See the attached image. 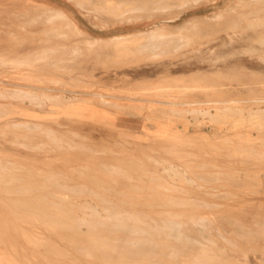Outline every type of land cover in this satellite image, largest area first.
Here are the masks:
<instances>
[{
  "label": "rangeland",
  "instance_id": "obj_1",
  "mask_svg": "<svg viewBox=\"0 0 264 264\" xmlns=\"http://www.w3.org/2000/svg\"><path fill=\"white\" fill-rule=\"evenodd\" d=\"M158 1L0 0V264H264V0Z\"/></svg>",
  "mask_w": 264,
  "mask_h": 264
},
{
  "label": "bare ground",
  "instance_id": "obj_2",
  "mask_svg": "<svg viewBox=\"0 0 264 264\" xmlns=\"http://www.w3.org/2000/svg\"><path fill=\"white\" fill-rule=\"evenodd\" d=\"M77 1H78V0H77ZM135 1H136V0H135ZM141 1H142V0H141ZM143 1H145V0H143ZM163 1H164V0H163ZM182 1H183V0H182ZM159 2H160V1H158V3H159ZM166 2L168 3L169 1L166 0ZM166 2H163V3H166ZM102 3H103V2H102ZM151 3H152V2H151ZM153 3L155 4L156 2L153 1ZM160 3H162V0H161ZM84 4H85V3H84ZM126 4H127V3H126ZM126 4H125V6H126ZM169 4H170V3H169ZM186 4H187V3H186ZM142 5H143V8H144V3H143ZM147 5H148V4H147ZM147 5L145 4V7H147ZM158 5H159V4H158ZM162 5H163V4H162ZM165 5H166V4H165ZM180 5H181V4H180ZM244 5H245V4H244ZM140 6H141V5H140ZM112 7H113V6H112ZM138 7H139V6H138ZM138 7H137V9H138ZM166 7H167V6H166ZM244 7H245V6H244ZM86 8H87V7H86ZM134 8H135V7H134ZM139 8H140V7H139ZM158 8H159V7H158ZM96 9H97V7H96ZM114 9H115V8H114ZM132 9H133V7H132ZM147 9H149V7H148ZM155 9H156V8H155ZM155 9H153V10H155ZM163 9H164V8H163ZM166 9H167V8H166ZM97 10H98V9H97ZM117 10H118V9H117ZM122 10H123V9H122ZM133 10H134V9H133ZM133 10H132V11H133ZM139 10H140V9H139ZM32 11H33V10H32ZM106 11H107V10H106ZM106 11H105V12H106ZM113 11H114V10H113ZM113 11H112V12H113ZM124 11H125V10H124ZM136 11H137V10H135L134 12H136ZM140 11H141V10H140ZM145 11H146V10H145ZM160 11H161V10H160ZM163 11H164V10H163ZM97 12H98V11H97ZM105 12H104V13H105ZM121 12H122V11H121ZM129 12H130V10H129ZM138 12H139V11H138ZM149 12H150V11H149ZM151 12H152V11H151ZM55 13H56L57 16H59V17H64V18H66L67 20H70L76 29L81 30V28H80L78 25L75 24L74 20H73V19L71 18V16L69 15L70 13L68 14V13H67L66 11H64L63 9H61V10L57 9ZM126 13H127V11L125 12V14H126ZM132 13H133V12H132ZM142 13H143V12H142ZM139 14H141V13H139ZM23 15H24V14H23ZM71 15H72V14H71ZM112 15H114V14H112ZM119 15H120V13H119ZM121 15H122V13H121ZM121 15H120V16H121ZM123 15H124V14H123ZM123 15H122V16H123ZM134 15H135V14H134ZM220 15H221V14H220ZM220 15H219V16H220ZM21 16H22V15H21ZM25 16H26V15H25ZM57 16H56V17H57ZM217 16H218V15H217ZM219 16H218V17H219ZM72 17H73V16H72ZM135 17H136V16H135ZM218 17H217V18H218ZM52 18H54V17H52ZM133 18H134V17H133ZM205 19H206V18H205ZM207 19H208V18H207ZM28 23H29V22H28ZM35 23H36V22H35ZM196 23H197L196 21H195V22L191 21V22L188 23L187 26H182V28L179 27L178 30H179V32L181 33V32H183L184 30L192 29L194 26H196V25H195ZM199 23H200V22H199ZM207 23H208V22H207ZM209 23H210V22H209ZM21 24H22V23H21ZM29 24H30V23H29ZM59 24H60V23H59ZM213 24H214V23H213ZM79 25H80V24H79ZM198 25H199V24H198ZM71 26H72V25H71ZM50 27H51V26H50ZM52 27H53V26H52ZM74 27H73V28H74ZM63 28H64V27H63ZM66 28H67V27H66ZM177 28H178V27H177ZM207 28H208V27H207ZM51 29H52V28H51ZM197 29H198V28H197ZM68 30H69V29H68ZM74 30H75V29H74ZM166 30H167V27H166L165 25L157 26L155 29H153V30L151 29V34H149V35L152 36V37L150 36L151 38H153L154 36H156V38H159V36H161L162 34H164V33L166 32ZM192 30H193V29H192ZM201 30H202V29H201ZM81 31H82V30H81ZM198 31H199V29H198ZM27 32H28V31H27ZM50 32H51V30H50ZM74 32H75V31H74ZM149 32H150V31H149ZM184 32H185V31H184ZM10 33H12V32H10ZM46 33H47V32H46ZM53 33H54V32H53ZM63 33H64V32H63ZM69 33H70V32H69ZM138 33H139V32H138ZM168 33H170V32H168ZM175 33H176V32H175ZM49 34H50V33H49ZM58 34H59V33H58ZM61 34H62V33H61ZM66 34H67V33H66ZM141 34H143V33H141ZM145 34L147 35V32L144 33V35H145ZM182 34H183V33H182ZM126 35H128V34H125V35L122 34V35H119V36L116 35V36H114V38H112V39H113V41H114V40H116V41L118 40V41H119L120 39L125 38ZM130 35H131V34H129V36H130ZM132 35H133V34H132ZM132 35H131V36H132ZM136 35H137V34H136ZM138 35H139V34H138ZM158 35H159V36H158ZM164 35L166 36V34H164ZM164 35H162V36H164ZM172 35H173V34H172ZM192 35H193V34H192ZM53 36H54V35H53ZM66 36H67V35H66ZM71 36H72V35H71ZM71 36H70V37H71ZM147 36H148V35H147ZM195 36H196V35H195ZM204 36H205V35H204ZM63 37H64V36H63ZM127 37H128V36H127ZM127 37H126V38H127ZM171 37H172V36H171ZM185 37H186V36H185ZM189 37H190V36H189ZM189 37H187V38H189ZM145 38H146V37H145ZM164 38H166V37H164ZM164 38H163V39H164ZM192 38H194V37H192ZM159 39H160V38H159ZM63 40H65V39H63ZM96 40H97V39H96ZM147 40H148V39H147ZM151 40H152V39H151ZM91 41L93 42V39H92ZM105 41H106V40H105ZM149 41H150V40H149ZM186 41H187V40H186ZM50 42H51V41H50ZM61 42H62V41H61ZM92 42H91V43H92ZM150 42H151V41H150ZM161 42H162V41H161ZM165 42H166V41H165ZM53 43H54V42H53ZM93 43H94V42H93ZM93 43H92V44H93ZM171 43H172V42H171ZM64 44H65V43H64ZM172 44H173V43H172ZM55 45L58 46V45H60V44L57 45V43H56ZM62 45H63V44H62ZM47 46H50V45H47ZM51 46H53V45H51ZM51 46H50L49 51H48L47 48H46L44 52H47V51H48V52H51V51H52V50H51V48H52ZM64 46H65V45H64ZM68 46H69V45H68ZM58 47H59V46H58ZM60 47H61V46H60ZM60 47H59V48H60ZM59 48H58V49H59ZM67 48H68V47H67ZM67 48H65V49H67ZM70 48H71V47H70ZM74 48H75V47H74ZM74 48H73V49H74ZM169 48H170V47H169ZM169 48H168V49H169ZM52 49H54V50L56 49V51H57V48H54V47H53ZM63 49H64V47H63ZM63 49H62V51H64ZM68 49H69V48H68ZM73 49H72V50H73ZM42 50H43V49H42ZM46 50H47V51H46ZM172 50H173V49H172ZM38 51H39V50H38ZM56 51H55V52H56ZM65 51H67V50H65ZM77 51H78V50H77ZM77 51H76V52H77ZM48 52H47V54H48ZM52 52H53V51H52ZM60 52H61V51H60ZM69 52H70V51H69ZM72 52H73V51H72ZM53 53H54V52H53ZM56 53H57V52H56ZM56 53H55V54H56ZM66 53H67V52H66ZM145 53H146V52H145ZM74 54H75V53H74ZM167 54H168V53H167ZM42 55H43V54H42ZM44 55H45V57H46V54H44ZM44 55H43V56H44ZM48 55H49V54H48ZM63 55H64V54H63ZM65 55H66V54H65ZM69 55H70V54H69ZM72 55H73V53H72ZM75 55H76V54H75ZM147 55H148V54H147ZM149 55H150V54H149ZM6 56H7V55H6ZM37 56H38V55H37ZM43 56H41L40 58L42 59ZM49 56H51V58H52V55H51V54H50ZM49 56H48V57H49ZM54 56H56V55H54ZM77 56H78V55H77ZM77 56H76V57H77ZM152 56H153V55H152ZM48 57H47V58H48ZM59 57L62 58V55H60ZM154 57H155V56H154ZM156 57H157V56H156ZM31 58L33 59V57H31ZM31 58H30V59H31ZM40 58H38V59H40ZM51 58H50V59H51ZM67 58H68V57H67ZM0 59H1V58H0ZM32 59H31V61H32ZM43 59H44V58H43ZM43 59H42V60H43ZM42 60H41V61H42ZM44 60H45V59H44ZM46 60H47V59H46ZM51 60H53V59H51ZM55 60H56V59H55ZM63 60H64V59H63ZM37 61H38V60H37ZM59 61H60V58H59ZM77 61H78V60H77ZM33 62H34V61H33ZM54 62H55V61H54ZM56 62H57V61H56ZM56 62H55V63H56ZM61 62H62V60H61ZM5 63H6V62H5ZM47 63H48V62H47ZM66 63H67V62H66ZM39 64H40V62H39ZM43 64H44V63H43ZM45 64H46V63H45ZM57 64H58V63H57ZM57 64H56V66H57ZM63 64H64V62H63ZM70 64H71V63H70ZM70 64H69V65H70ZM76 64H77V63H76ZM16 65H17V64H16ZM41 65H42V64H41ZM46 65H47V64H46ZM65 65H68V64H65ZM71 65H72V64H71ZM6 66H7V65H6ZM20 66H21V65H20ZM22 66H23V65H22ZM44 66H45V65H44ZM72 66H73V65H72ZM74 66H75V65H74ZM40 67H41V66H40ZM51 67H52V66H51ZM63 67H64V66H63ZM66 67H67V66H66ZM78 67H79V66H78ZM15 68H16V67H15ZM44 68L46 69L47 67H44ZM59 68H60V67H59ZM64 68H65V67H64ZM69 68H70V67H69ZM74 69H76V67H75V68L73 67V70H74ZM46 70H47V69H46ZM56 70H58V68H57ZM62 70H63V69H62ZM64 70H66V69H64ZM68 70H69V69H68ZM71 70H72V69H71ZM60 71H61V69H60ZM74 72H75V70H74ZM38 76H39V75H38ZM40 76H41V75H40ZM209 77H210V76H209ZM31 78H32V77H31ZM37 80H38V79H37ZM158 80H159V79H158ZM1 81H2V80H1ZM156 81H157V80H156ZM166 81H167V80H166ZM201 81H202V79H201ZM159 86H160V85H159ZM161 87H162V86H161ZM8 88H9V87H8ZM3 89H4V88H3ZM148 89H149V88H148ZM153 89H154V88H153ZM24 90H26V89H24ZM162 90H163V89H162ZM8 91H9V90H8ZM16 91H17V90H16ZM19 91H20V90H19ZM21 92H23V91H21ZM27 92H29V91H27ZM30 92H31V91H30ZM24 93H25V92H24ZM28 94H29V93H28ZM30 94H31V93H30ZM32 94H34V92H33ZM37 94H38V93H37ZM37 94H36V96H37ZM9 95H10V94H9ZM17 95H18V94H17ZM23 95H26V94H23ZM4 96H5V95H4ZM51 96H52V95H51ZM0 97H1V96H0ZM2 97H3V96H2ZM8 97H9V96H8ZM13 97H14V96H13ZM30 97H31V96H30ZM32 97H33V96H32ZM37 97H38V96H37ZM37 97H36V98H37ZM177 97H178V96H177ZM11 98H12V97H11ZM19 98H20V96H19ZM23 98H24V97H23ZM174 98H175V97H174ZM39 99H40V98H39ZM136 99H137V98H136ZM42 100H43V99H42ZM151 102H152V101H151ZM172 102H173V101H172ZM174 102H175V99H174ZM210 102H211V101H210ZM218 102H219V101H218ZM103 103H104V102H103ZM107 103H108V102H107ZM167 103H168V102H167ZM179 103H180V102H179ZM196 103H197V102H196ZM34 104H35V103H34ZM116 104H117V103H116ZM163 105H164V104H163ZM143 106H144V105H143ZM137 107H138V106H137ZM141 107H142V106H141ZM152 107H153V106H152ZM129 108H130V107H129ZM232 108H233V107H232ZM242 108H243V107H242ZM144 109H145V107H144ZM155 109H156V108H155ZM183 109H184V108H183ZM229 109H231V106H229V105L224 106V107H221V108H219V107L217 108V110H223V111H226V110H229ZM234 109H235V108L231 109V111H233ZM247 109H248V108H247ZM251 109H252V108H251ZM116 110H117V109H116ZM124 110H125V109H124ZM140 110H141V109H140ZM169 110H170V109H169ZM181 110H182V109H181ZM192 110H193V109H192ZM235 110H236V109H235ZM248 110H249V109H248ZM154 111H155V110H154ZM164 111H165V110H164ZM179 111H180V110H179ZM186 111H187V109H186ZM189 111H190V110H189ZM196 111H197V110H196ZM196 111H195V112H196ZM204 111H205V110H204ZM207 111H208V110H207ZM236 111L240 113L241 110H240V111L236 110ZM126 112H127V111H126ZM173 112H175V111H173ZM173 112H172V113H173ZM197 112H198V111H197ZM1 113H2V112H1ZM204 113H205V112H204ZM206 113H209V112H206ZM250 113H252V114L258 116V117H255V118H259L260 120H261L262 117L264 116V115H261V114H263V113H262V110H259V111H251ZM162 114H166V113H162ZM181 114H182V112H181ZM209 114L212 116V112L209 113ZM209 114H208V115H209ZM236 114H238V113H235L234 115H236ZM166 115H169V114H166ZM171 115H172V114H171ZM179 115H180V114H179ZM213 115L215 116V114H213ZM221 115H222V114H221ZM225 115H226V113H225ZM227 115H228V114H227ZM227 115H226V116H227ZM232 115H233V114H232ZM234 115H233V116H234ZM247 115L249 116V114H247ZM164 116H165V115H164ZM174 116H175V115H174ZM228 116H229V115H228ZM80 117H81V119H82L83 121L86 120V119L83 117L82 114H80ZM176 117H177V116H176ZM180 117H181V116H180ZM184 117H185V116H184ZM218 117H219V116H218ZM218 117H217V118H218ZM222 117H223V116H222ZM224 118H225V117H224ZM227 118H228V117H227ZM227 118H226V119H227ZM231 118H232V117H231ZM238 118H239V117H238ZM248 118H249V117H248ZM106 119H107V118H105V120H106ZM177 119H178V118H177ZM181 119H182V118H181ZM211 119H212V118H211ZM220 119H221V118H220ZM170 120H171V119H170ZM217 120H218V119H217ZM217 120H216V121H217ZM242 120H243V118H242ZM242 120H241V121H242ZM218 121H219V120H218ZM235 121H236V120H235ZM247 121H248V120H247ZM250 121H251V120H250ZM262 121H263V120H262ZM109 122H110V121H109ZM187 122H188V121H187ZM226 122H227V121H226ZM245 122H246V121H245ZM110 123H111V122H110ZM185 123H186V122H185ZM199 123H201V122H199ZM228 123H229V122H228ZM246 123H247V122H246ZM242 124H243V123H242ZM251 125H252V123H251ZM22 126H23V125H22ZM15 127H16V126H15ZM21 128H22V127H21ZM24 128H25V126H24ZM29 128H30V127H29ZM252 128H253V127H252ZM40 130H41V129H40ZM221 131H222V130H221ZM260 132H261V131H260ZM180 135H181V133H180ZM185 135H186V134H185ZM50 136H51V135H50ZM59 136H60V135H59ZM177 137H179V135H178ZM58 138H59V137H58ZM155 138H156V137H155ZM179 138H180V137H179ZM55 139H56V137H55ZM59 140H60V139H59ZM178 140H179V139H178ZM19 141H20V140H19ZM62 141H63V140H62ZM20 142H21V141H20ZM199 142H200V141H199ZM181 143H182V142H181ZM234 143H235V142H234ZM237 144H238V143H237ZM38 145H39V144H38ZM40 146H41V145H40ZM34 147H35V146H34ZM43 147H44V146H43ZM50 148H51V147H50ZM246 151H247V150H246ZM250 151H251V150H250ZM202 152H203V151H202ZM255 152H256V151H255ZM247 153H248V152H247ZM241 155H242V154H241ZM149 157H150V156H149ZM257 159H258V158H257ZM1 162H2V161H1ZM2 163H3V162H2ZM0 164H1V163H0ZM4 164H5V162H4ZM7 164H8V163H7ZM159 164H160V163H159ZM8 165H9V164H8ZM10 165H11V164H10ZM14 165H15V163H14ZM15 166H16V165H15ZM102 166H104V165H102ZM163 166H164V165H163ZM177 166H178V165H177ZM3 167H4V166H3ZM5 167H6V166H5ZM16 167H17V166H16ZM86 167H87V166H86ZM6 168H7V167H6ZM29 168H30V167H29ZM116 168H117V167H116ZM164 168H165V167H164ZM164 168H163V169H164ZM166 168H167V167H166ZM170 168H171V167H170ZM176 168H177V167H176ZM8 169H9V168H8ZM19 169H20V168H19ZM31 169H32V167H31ZM178 169H179V168H178ZM10 170H12V169H10ZM35 170H36V169H35ZM115 170H116V169H115ZM165 170H166V169H165ZM175 170H176V169H175ZM43 171H44V170H43ZM125 171H126V170H125ZM173 171H174V170H173ZM179 171H180V170H179ZM182 171H183V170H182ZM25 172H27V171H25ZM45 172H47V171H45ZM147 172H148V171H147ZM153 172H155V171H153ZM176 172H177V171H176ZM180 172H181V171H180ZM13 173H14V172H13ZM39 173H40V172H39ZM39 173H38V174H39ZM16 174H17V173H16ZM21 174H22V173H21ZM49 174L51 175V173H49ZM26 175H28V174H26ZM43 175H44V174H43ZM50 175H49V176H50ZM53 175H54V174H53ZM53 175H52V177H53ZM165 175H166V174H165ZM170 175H171V173H170ZM31 176H32V175H30V177H31ZM33 176H34V175H33ZM40 176H41V175H40ZM40 176L38 175L37 177L39 178ZM45 176H46V178H47V175H45ZM54 176H55V175H54ZM56 176H57V175H56ZM63 176H64V175H63ZM86 176H89V175L87 174ZM93 176H94V175H93ZM177 176H178V175H177ZM179 176H180V175H179ZM181 176L183 177V175H181ZM184 176H185V175H184ZM227 176H228V175H227ZM37 177H36V178H37ZM43 177H44V176H43ZM162 177H163V175H162ZM191 177H192V176H191ZM231 177H232V175H231ZM239 177H240V176H239ZM241 177H242V176H241ZM244 177H245V176H244ZM0 178H1V177H0ZM9 178H10V177H9ZM33 178H34V177H33ZM46 178H45V179H46ZM49 178H51V177H49ZM54 178H55V177H54ZM60 178H62V177H60ZM68 178H69V177H68ZM135 178H136V177H135ZM164 178H165V177H164ZM174 178H175V177H174ZM174 178H173V179H174ZM200 178H201V177H200ZM13 179H14V178H13ZM13 179H12V180H13ZM15 179H16V178H15ZM52 179H53V178H52ZM190 179H191V178H190ZM192 179H193V178H192ZM192 179H191V180H192ZM242 179H243V178H242ZM253 179H254V178H253ZM10 180H11V178H10ZM53 180H54V179H53ZM53 180H52V181H53ZM89 180H90V179H89ZM162 180H163V179H162ZM259 180H260V179H259ZM25 181H27V180H25ZM91 181H92V180H91ZM93 181H94V180H93ZM97 181H98V180H97ZM97 181H95L94 183H96ZM118 181H119V180H118ZM167 181H168V180H167ZM175 181H177V180H175ZM238 181H239V180H238ZM15 182H16V181H15ZM31 182H32V181H31ZM33 182H34V181H33ZM33 182H32V183H33ZM40 182H41V181H40ZM53 182H54V181H53ZM58 182H59V181H58ZM60 182H61V181H60ZM62 182H63V181H62ZM62 182H61V183H62ZM102 182H103V181H102ZM160 182H161V181H160ZM163 182H164V181H163ZM233 182H234V181H233ZM21 183H22V182H21ZM21 183H20V184H21ZM25 183H26V182H25ZM38 183H39V182H38ZM68 183H69V182H68ZM76 183H77V182H76ZM78 183H80V182H78ZM78 183H77V184H78ZM92 183H93V182H92ZM97 183H98V182H97ZM120 183H121V182H120ZM181 183H182V182H181ZM69 184H71V183H69ZM77 184H76V185H77ZM81 184H83V183H81ZM81 184H80V185H81ZM100 184H103V183H100ZM5 185H6V184H5ZM5 185H4V186H5ZM8 185H9V184H8ZM15 185H16V184H14L13 186H15ZM18 185H19V184H18ZM46 185H47V184H46ZM74 185H75V184H74ZM76 185H75V186H76ZM83 185H84V184H83ZM94 185H95V184H94ZM6 186H7V185H6ZM13 186H12V187H13ZM16 186H17V185H16ZM21 186H24V185L21 184ZM21 186H20V187H21ZM25 186H26V187L28 186V188H29V186L31 187V185H26V184H25ZM33 186H34V185H33ZM60 186H61V185H60ZM66 186H67V185H66ZM75 186H74V188H75ZM103 186H104V185H103ZM202 186H203V185H202ZM10 187H11V186H10ZM35 187H36V186H35ZM35 187H33V188H35ZM42 187H43V186H42ZM62 187H63V186H62ZM68 187H70V186H68ZM72 187H73V186H72ZM81 187H82V186H81ZM84 187H85V185H84ZM105 187H106V186H105ZM21 188H22V187H21ZM31 188H32V187H31ZM33 188H32V189H33ZM58 188H59V187H58ZM60 188H61V187H60ZM63 188H64V187H63ZM74 188H73V189H74ZM77 188H78V186H77ZM85 188H86V187H85ZM109 188H110V187H109ZM212 188H213V187H212ZM9 189H10V188H9ZM23 189H25V188H23ZM23 189H22V190H23ZM26 189H27V188H26ZM37 189L39 190V188H37ZM43 189H44V188H43ZM89 189H90V187H89ZM118 189H119V188H118ZM139 189H140V188H139ZM139 189H138V190H139ZM141 189H142V188H141ZM218 189H219V188H218ZM7 190H8V189H7ZM30 190H31V189H30ZM76 190H78V189H76ZM91 190H92V189H91ZM109 190H110V189H109ZM136 190H137V189H136ZM3 191H4V189H3ZM67 191H68V190H67ZM89 191H90V190H89ZM110 191L112 192V190H110ZM114 191H115V190H114ZM118 191H119V190H118ZM6 192H7V191H6ZM76 192H77V191H76ZM90 192H91V191H90ZM92 192H93V191H92ZM95 192H96V191H95ZM13 193H14V192H13ZM23 193H24V192H23ZM46 193H47V192H46ZM70 193H71V192H70ZM73 193H74V191H73ZM83 193H84V191H83ZM88 193H89V192H88ZM97 193H98V191H97ZM210 193H211V192H210ZM49 194H50V193H49ZM52 194H54V193H52ZM97 195H98V194H97ZM141 195H142V194H141ZM234 195H235V193H234ZM93 196H94V195H93ZM45 197H47V196H45ZM56 197H58V196L56 195ZM76 197H77V196H76ZM94 197H95V196H94ZM98 197H99V196H98ZM49 198H50V197H49ZM99 198H100V197H99ZM102 198H103V196H102ZM8 199H9V198H8ZM36 199H37V198H36ZM39 199H40V197H39ZM43 199H44V198H43ZM50 199H51V198H50ZM103 199H105V198H103ZM118 199H119V198H118ZM40 200H41V199H40ZM65 200H66V199H65ZM105 200H106V199H105ZM105 200H104V201H105ZM46 201H47V198H46ZM1 202H2V201H1ZM16 202L18 203V201H16ZM25 202H27V201H25ZM31 202H32V201H31ZM31 202H30V203H31ZM41 202H42V200H41ZM52 202H53V201H52ZM55 202H56V201H55ZM70 202H71V201H70ZM107 202H110V201L108 200ZM113 202H114V201H113ZM113 202H112V203H113ZM23 203H24V201H23ZM50 203H51V202H50ZM58 203H60V202H58ZM58 203L56 204V206L58 205ZM90 203H91V202H90ZM123 203H124V202H123ZM18 204H19V203H18ZM35 204H36V203H35ZM35 204H33V205H35ZM46 204H47V203H46ZM51 204H52V203H51ZM67 204H68V203H67ZM88 204H89V203L87 202V206H88ZM91 204H92V203H91ZM91 204H89V205H91ZM96 204H97V203H96ZM96 204H95V206H96ZM115 204H116V203H115ZM153 204H154V203H153ZM156 204H157V203H156ZM212 204H213V203H212ZM16 205H17V204H16ZM22 205H23V204H22ZM27 205L29 206V204H27ZM31 205H32V204H31ZM36 205H37V204H36ZM36 205H35V206H36ZM44 205H45V204H44ZM61 205H62V204H61ZM64 205H65V203H64ZM85 205H86V204H85ZM98 205H99V204H98ZM52 206H53V204H52ZM58 206H59V205H58ZM65 206H66V205H65ZM68 206H70V205H68ZM87 206H85V207H87ZM99 206H100V205H99ZM151 206H152V205H151ZM37 207H38V206H37ZM48 207H49V206H48ZM54 207H55V206H54ZM60 207H62V206H60ZM72 207H73V206H72ZM72 207H71V208H72ZM80 207H81V206H80ZM96 207H97V206H96ZM96 207H95V208H96ZM104 207H105V206H104ZM104 207H103V208H104ZM19 208H20V207H19ZM25 208H26V206H25ZM27 208H28V207H27ZM38 208H43V209H44L43 211H45V208H46V207L44 208V207H42V205H41V207H38ZM57 208H58V207H57ZM69 208H70V207H69ZM76 208H77V207H76ZM101 208H102V207H101ZM111 208H112V207H111ZM117 208H118V207H117ZM10 209H11V208H10ZM20 209H21V208H20ZM31 209H33V208H31ZM36 209H37V208H36ZM55 209H56V208H55ZM63 209H64V208H63ZM65 209H67V207H65ZM86 209L88 210V208H86ZM86 209H85V210H86ZM96 209H97V208H96ZM21 210H22V209H21ZM23 210H24V209H23ZM41 210H42V209H41ZM46 210H47V209H46ZM48 210H50V209L48 208ZM59 210H60V209H59ZM77 210H78V209H77ZM97 210H98V209H97ZM102 210H103V209H102ZM107 210L109 211V209H107ZM25 211H26V210H25ZM66 211H68V210H66ZM90 211L92 212V210H90ZM94 211H96V210H94ZM110 211H111V210H110ZM11 212H12V211H11ZM28 212H33V211H28ZM36 212H37V211H36ZM45 212H46V211H45ZM68 212H70V211H68ZM72 212H73V211H72ZM72 212H71V213H72ZM74 212H75V211H74ZM74 212H73V213H74ZM96 212H97V211H96ZM100 212H103V211L100 210ZM112 212H113V211H112ZM126 212H127V211H126ZM42 213H44V212H42ZM66 213H67V212H66ZM93 213H94V212H93ZM105 213H108V212H105ZM118 213H119V212H118ZM21 214H22V213H21ZM26 214H27V213H26ZM33 214H34V212H33ZM35 214H36V213H35ZM94 214H96V213H94ZM112 214H113V213H112ZM112 214H111V215H112ZM119 214H120V213H119ZM129 214H130V213H129ZM39 215H40V214H39ZM47 215H48V214H47ZM75 215H76V213H75L73 216H72V215H71V216H72V217H75ZM84 215H85V214H84ZM87 215H88V214H87ZM90 215H92V214H90ZM5 216H6V215H5ZM35 216H36V215H35ZM37 216H38V215H37ZM68 216H69V215H68ZM81 216H82V215H81ZM85 216H86V215H85ZM98 216H99V213H98ZM106 216H107V215H106ZM106 216H105V217H106ZM112 216H113V215H112ZM55 217H56V216H55ZM69 217H70V216H69ZM76 217H79V216H76ZM88 217H90V216H88ZM93 217H94V216H92V219H93ZM115 217H116V215H115ZM115 217H114V218H115ZM134 217H135V216H134ZM254 217H255V216H254ZM34 218H35V217H34ZM42 218H43V215H42ZM42 218H39V219L43 220ZM58 218H59V216H58ZM61 218H62V217H61ZM63 218H64V217H63ZM63 218H62V220H63ZM95 218H96V217H95ZM110 218H111V217H110ZM147 218H148V217H147ZM196 218H197V217H196ZM39 219H38V221H39ZM70 219H71V218H70ZM81 219H82V217H81ZM135 219H136V218H135ZM152 219H153V218H152ZM157 219H158V218H157ZM199 219H201V218H199ZM217 219H218V218H217ZM259 219H260V218H259ZM53 220H54V219H53ZM64 220H65V219H64ZM77 220H78V219H77ZM77 220H76V221H77ZM85 220H86V219H85ZM88 220H89V219H88ZM95 220H96V219H95ZM115 220H116V219H115ZM119 220H120V219H119ZM136 220H137V219H136ZM153 220H154V222L156 221L155 219H153ZM203 220H204V219H203ZM57 221H58V220H57ZM74 221H75V220H74ZM81 221H82V220H81ZM81 221H80V222H81ZM83 221H84V219H83ZM91 221H92V220H91ZM91 221L89 222V224L92 223ZM98 221H99V220H98ZM100 221H101V220H100ZM121 221H122V220H121ZM124 221H125V220H124ZM227 221H229V220H227ZM259 221H260V220H259ZM261 221H262V220H261ZM40 222H41V221H40ZM48 222H49V221H48ZM54 222H55V221H54ZM65 222H66V220H65ZM68 222H69V221H68ZM96 222H97V221H96ZM117 222H118V220H117ZM117 222H116V223H117ZM133 222H134V221H133ZM133 222H132V224H133ZM139 222H142V221H139ZM159 222L162 223L161 221H159ZM204 222H205V221H204ZM255 222H256V221H255ZM43 223H44V222H43ZM60 223H61V220H60ZM72 223H73V222H72ZM85 223H86V222H85ZM111 223H112V222H111ZM114 223H115V222H114ZM128 223H129V222H128ZM208 223H209V222H208ZM208 223H207V224H208ZM227 223H228V222H227ZM231 223H232V222H231ZM231 223H230V224H231ZM260 223H261V222H260ZM263 223H264V222H263ZM263 223H262V224H263ZM47 224H48V223H47ZM56 224H57V223H56ZM58 224H59V223H58ZM58 224H57V225H58ZM74 224H75V223H73V225H74ZM97 224H98V223H97ZM102 224H104V222H102ZM102 224H101V225H102ZM105 224H106V223H105ZM109 224H110V223H109ZM123 224H124V223H123ZM126 224H127V223H126ZM165 224H166V226L170 227V229H171V228H173L174 230H175V229H177V230L180 229V228H178V226H179V223H178V222H174V221H172V220H168V222H166ZM233 224H235V223H233ZM257 224H258V223H257ZM49 225H50V224H49ZM57 225H56V226H57ZM67 225H68V224H67ZM67 225H65V226H67ZM77 225H78V224H77ZM80 225H81V223H80ZM82 225H83V224H82ZM92 225H93V224H92ZM116 225H117V224H116ZM134 225H135V224H134ZM134 225H133V230L135 229L134 227H136V226H134ZM144 225H145V223H144ZM152 225H153V222H152ZM162 225H163V224H162ZM187 225H188V224H187ZM196 225H197V224H196ZM198 225H199V224H198ZM61 226H62V224H61ZM63 226H64V225H63ZM127 226H128V228H129V225H127ZM127 226H126V227H127ZM140 226H141V225L139 224L138 227H136V228H138L137 230H138L141 234H149V235H150L151 233H154V230H153V232H152V230H151V231L148 233L149 230L147 231L146 229H139V228H143V226H141V227H140ZM149 226H150V225H149ZM221 226H222V225H221ZM247 226H248V225H247ZM48 227L51 228V226H48ZM67 227H68V226H67ZM67 227H65V228H67ZM73 227H74V226H73ZM78 227H79V226H78ZM78 227H77V229H78ZM86 227H88V225H87ZM90 227L92 228L93 226H90ZM114 227H115V228L117 227V229L120 228L119 224H118V226H114ZM121 227H122V229H123L122 231H127V230H124V225L121 224ZM126 227H125V228H126ZM155 227H156V225H154V229H156ZM180 227H182V226H180ZM222 227H224V226H222ZM62 228H63V227H62ZM70 228H71V227H70ZM111 228H112V227H111ZM146 228H147V225H146ZM162 228H163V227H162ZM194 228H195V227H194ZM56 229H57V228H56ZM67 229H68V228H67ZM67 229H66V230H67ZM74 229H75V228H74ZM89 229H90V228H89ZM94 229H96V227H94ZM99 229H100V228H99ZM99 229H98V230H99ZM130 229H132V226H131ZM148 229H150V228H148ZM170 229H169V230H170ZM229 229H230V228H229ZM53 230H54V229H53ZM78 230H79V229H78ZM81 230H83V229H81ZM90 230H91V229H90ZM101 230H102V228H101ZM111 230H112V229H111ZM115 230H116V229H115ZM135 230H136V229H135ZM135 230H134V231H135ZM141 230H142V231H141ZM167 230H168V229H167ZM215 230H216V229H215ZM58 231H59V230H58ZM58 231H57V232H58ZM60 231H62V230H60ZM75 231H76V229H75ZM93 231H94V230H93ZM93 231H92V232H93ZM96 231H97V230H96ZM130 231H131V230H130ZM158 231H159V228H157L155 232H157V234L160 235V233H158ZM172 231H173V230H172ZM229 231H230V230H229ZM29 232H30V231H29ZM29 232H28V234H30ZM35 232H36V231H35ZM57 232H55V233H57ZM98 232H99V231H98ZM102 232H103V231H102ZM105 232H106V231H105ZM107 232H108V230H107ZM117 232H118V230H117ZM128 232H129V230H128ZM131 232H132V231H131ZM143 232H144V233H143ZM162 232H163V231H162ZM178 232H180V231H178ZM216 232H218V231H216ZM230 232H231V231H230ZM25 233H26V232H25ZM62 233H63V232H62ZM74 233H75V232H74ZM77 233H78V232H77ZM99 233H101V232H99ZM140 233H139V234H140ZM167 233H168V232H167ZM167 233H166V234H167ZM180 233H181V232H180ZM182 233H183V232H182ZM182 233H181V234H182ZM187 233H188V232H187ZM28 234H27V235H28ZM104 234H105V233H104ZM108 234H110V233H108ZM134 234H135V233H134ZM157 234H156V235H157ZM229 234H230V233H229ZM23 235H24V234H23ZM82 235H83V234H82ZM124 235H125V234H124ZM127 235H128V234H127ZM162 235L165 236L164 234H162ZM167 235H168V236H166V237H169V234H167ZM174 235H175V234H174ZM211 235H212V234H211ZM24 236H25V235H24ZM72 236H73V235H72ZM95 236H96V235H95ZM114 236H115V235H114ZM116 236H117V235H116ZM118 236H119V235H118ZM121 236H122V234H121ZM157 236H158V235H157ZM177 236H178V235H177ZM70 237H71V236H70ZM85 237H86V236H85ZM104 237H105V236H104ZM109 237H110V236H109ZM111 237H112V236H111ZM127 237H128V236H127ZM127 237H126V238H127ZM130 237H131V236H130ZM144 237H146V236H144ZM144 237H143V239H141V238L124 239L123 236H122L123 239H122V238L117 239L118 237H117V238L115 237V240H116V242H117V241H118V242H121V240H122L123 242L125 241L124 243H123V242H121V243H118V242H117V243H118V244H121V245H122V244H123V245L126 244L127 246H131L133 250L136 249V251H139V252L144 251V252H146V253H147V250H150V252H152V251L154 250L155 245H156L157 247L160 246V244L157 245V242H156V244H155V240L152 241L149 237H148L149 239H148L147 237H146V238H144ZM150 237H151V236H150ZM155 237H156V236H154V238H155ZM158 237H159V236H158ZM173 237H174V236H173ZM28 238H29V237H28ZM80 238H81V237H79L78 239H80ZM83 238H84V237H83ZM97 238H98V237H97ZM105 238H106V237H105ZM105 238H103V239H105ZM113 238H114V237H113ZM159 238H161V237H159ZM162 238H163V237H162ZM67 239H68V237H67ZM93 239H95L94 236H93ZM93 239H92V240H93ZM98 239H101V238L99 237ZM120 239H121V240H120ZM193 239H194V238H192V240H193ZM213 239H214V238H213ZM223 239H224V238H223ZM29 240H30V239H29ZM87 240H90V238H89V239H86L85 241H87ZM107 240H110V239H107ZM115 240H114V242H115ZM166 240H167V239H166ZM170 240H171V239H170ZM175 240H176V239H175ZM177 240H178V239H177ZM192 240H191V241H192ZM211 240H212V239H211ZM225 240H226V239H225ZM2 241H3V240H2ZM51 241H52V240H51ZM67 241H68V240H67ZM83 241H84V239H83ZM85 241H84V242H85ZM98 241H99V240H98ZM151 241L154 242V243H152ZM156 241H157V240H156ZM31 242H32V241H31ZM53 242H55V241H53ZM68 242H69V241H68ZM96 242H97V240H96ZM158 242H159V241H158ZM178 242H179V241H178ZM50 243H51V242H50ZM98 243H99V242H98ZM111 243H112V242H111ZM165 243H166V242H165ZM165 243H164V244H165ZM228 243H229V242H228ZM31 244H32V243H31ZM57 244H58V243H57ZM59 244H60V243H59ZM78 244H79V243H78ZM91 244H93V243H91ZM91 244H90V245H91ZM151 244H152V245H151ZM153 244H155V245L153 246ZM170 244H171V243H170ZM182 244H183V243H182ZM184 244H185V243H184ZM186 244H187V243H186ZM192 244H193V243H192ZM199 244H200V243H199ZM213 244H215V243L213 242ZM98 245H99V244H98ZM98 245H97V246H98ZM113 245H114V243H113ZM162 245H163V244H162ZM162 245H161V246H162ZM167 245H168V244H167ZM167 245L165 246V248L167 247ZM172 245H173V244H172ZM172 245H171V246H172ZM195 245H196V244H195ZM206 245H207V244H206ZM1 246H2V245H1ZM40 246H41V245H40ZM49 246H51V245L49 244ZM49 246H48V247H49ZM53 246H54V245H53ZM81 246H82V244H81ZM83 246H84V245H83ZM85 246H86V245H85ZM87 246H89V245H87ZM95 246H96V245H95ZM103 246H104V245H103ZM106 246H107V245H106ZM106 246H105V248H106ZM108 246H109V244H108ZM163 246H164V245H163ZM163 246H162V247H163ZM175 246H176V245H175ZM175 246H174V247H175ZM182 246L184 247L185 245H182ZM216 246H217V245H216ZM51 247H52V246H51ZM75 247H76V245H75ZM77 247H78V246H77ZM89 247H91V246H89ZM116 247H117V246H116ZM123 247H124V246H123ZM123 247H122V248H123ZM162 247H161V248H162ZM172 247H173V246H172ZM180 247H181V246H180ZM180 247H179V248H180ZM196 247H200V246H196ZM5 248H6V247H5ZM11 248H12V247H11ZM58 248H59V247H58ZM78 248H79V247H78ZM78 248H75V250L78 249ZM86 248H87V247H86ZM93 248H94V247H93ZM93 248H92V249H93ZM96 248H97V247H96ZM101 248H102V247L100 246L99 249H101ZM118 248H119V246H118ZM122 248H121V246H120V248H119V249H121V252H122L123 249H124V248H123V249H122ZM126 248H127V247H126ZM165 248H164V249H165ZM3 249H4V248H3ZM56 249H57V248H56ZM80 249L82 250L81 247H80ZM84 249H85V247H84ZM84 249H83V252H85V250H87L88 248L85 249V250H84ZM89 249L91 250V248H89ZM99 249H96V250H99ZM119 249H118V250H119ZM151 249H152V251H151ZM155 249H156V247H155ZM157 249H158V248H157ZM177 249H178V248H177ZM181 249H182V248H181ZM185 249H186V248H185ZM1 250H2V249H1ZM1 250H0V251H1ZM165 250H166V249H165ZM178 250H179V249H178ZM190 250H191V249H190ZM257 250H259V249H257ZM260 250H262V249H260ZM48 251H49V250H48ZM79 251H80V250H79ZM92 251H93V250H92ZM92 251H90V252H92ZM100 251H101V250H100ZM100 251H99V253H100ZM130 251H132V250H130ZM136 251H135V252H136ZM159 251L161 252L162 249L159 250ZM163 251H164V250H163ZM247 251H248V250H247ZM5 252H7V251H5ZM5 252H4V253H5ZM101 252H102V251H101ZM105 252H106V251H105ZM105 252H104V253H105ZM119 252H120V251H119ZM124 252H125V249H124L123 253H124ZM148 252H149V251H148ZM150 252H149V254H150ZM154 252H155V251H154ZM154 252H153V253H154ZM160 252H159V253H160ZM173 252H174V251H173ZM197 252H198V250H197ZM245 252H246V251H245ZM1 253H2V252H1ZM63 253H64V252H63ZM87 253H88V252H87ZM92 253H93V252H92ZM110 253H111V252H110ZM123 253H122V254H123ZM125 253H126V252H125ZM159 253H157L156 255H158ZM169 253H171V252H169ZM169 253H168V254H169ZM175 253H176V252H175ZM178 253H179V252H178ZM180 253H181V252H180ZM10 254H11V252H10ZM111 254H112V253H111ZM117 254H118V253L116 252V255H117ZM122 254H121V257L123 256ZM160 254H161V253H160ZM162 254H163V253H162ZM164 254H165V253H164ZM164 254H163V255H164ZM172 254L174 255V253H172ZM185 254H186V253H185ZM1 255H3V254H1ZM1 255H0V258H1ZM61 255H62V254H61ZM88 255H89V254H88ZM91 255H92V254H91ZM91 255H90V256H91ZM103 255H104V254H103ZM103 255H102V256H103ZM106 255H108V253H107ZM127 255H128V253H127ZM150 255H152V254H150ZM153 255H155V254H153ZM170 255H171V254H170ZM170 255H169L168 258H170ZM175 255H176V254H175ZM186 255H187V254H186ZM194 255H195V254H194ZM196 255H197V253H196ZM23 256H24V255H23ZM32 256H33V255H32ZM111 256H112V255H111ZM128 256H129V255H128ZM161 256H162V255H161ZM176 256H177V255H176ZM11 257L15 258L14 256H11ZM34 257H35V256H34ZM46 257H47V256H46ZM91 257H92V256H91ZM93 257H94V254H93ZM95 257H96V256H95ZM103 257H104V256H103ZM105 257H107V256H105ZM105 257H104V258H105ZM116 257H117V256H116ZM116 257H113V259L115 258V261H116ZM158 257H159V255H158ZM162 257H163V256H162ZM172 257H173V256H172ZM178 257H179V256H178ZM26 258H27V257H26ZM99 258H100V257H99ZM108 258H109V257H108ZM119 258H120V257H118V259H119ZM122 258H123V257H122ZM124 258H125V257H124ZM139 258H140V257H139ZM164 258H166V257L164 256ZM176 258H177V257H176ZM200 258H201V257H200ZM214 258H215V257H214ZM218 258H219V257H218ZM221 258H222V257H221ZM137 259H138V258H137ZM137 259H136V260H137ZM141 259H142V258H141ZM158 259H159V258H158ZM162 259H163V258H162ZM201 259H202V258H201ZM50 260H51V259H50ZM119 260H120V259H119ZM121 260H122V259H121ZM128 260H129V259H128ZM170 260H171V259H170ZM170 260H169V261H170ZM172 260H173V259H172ZM174 260H175V257H174ZM185 260H186V259H185ZM196 260H197V259H196ZM213 260H214V259H213ZM228 260H229V259H228ZM1 261H2V260H0V262H1ZM6 261H7V258H6ZM147 261H148V260H147ZM149 261H150V260H149ZM193 261H194V260H193ZM216 261H217V260H216ZM230 261H231V260H230ZM7 262L10 263L11 260L9 261V259H8ZM18 262H19V261H18ZM61 262H62V261H61ZM74 262H75V261H74ZM118 262H120V261H118ZM118 262H117V263H118ZM138 262H140V261L138 260ZM141 262H142V260H141ZM145 262H146V261H145ZM152 262H153V261H152ZM152 262H150V263H152ZM167 262H168V261H166V263H167ZM202 262H203V261H202ZM62 263H63V262H62ZM122 263H123V262H122ZM124 263H127V262H124ZM148 263H149V262H148ZM153 263L156 264V262H153ZM153 263H152V264H153ZM159 263H160V262H159ZM162 263H163V262H162ZM170 263H171V261H170ZM179 263H180V262H179ZM190 263H191V262H190ZM206 263H207V261H206ZM227 263H228V262H227ZM235 263H236V262H235ZM238 263H239V262H238ZM54 264H55V263H54ZM135 264H136V263H135ZM143 264H144V263H143ZM163 264H164V263H163Z\"/></svg>",
  "mask_w": 264,
  "mask_h": 264
}]
</instances>
